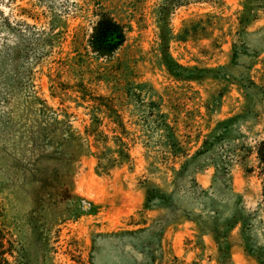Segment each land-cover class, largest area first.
<instances>
[{
    "label": "rangeland",
    "instance_id": "obj_1",
    "mask_svg": "<svg viewBox=\"0 0 264 264\" xmlns=\"http://www.w3.org/2000/svg\"><path fill=\"white\" fill-rule=\"evenodd\" d=\"M158 1L143 0L134 12L132 0H0V219L14 250L13 256H7L11 264H129V258L140 261L146 255L134 248L143 240L117 242L106 236L136 228L130 222L139 218L142 207L140 182H159L145 168L141 143L130 150V168L125 165L109 174L95 171V159L82 153L90 108L85 103L76 106L67 96H61V103L59 97H51L60 85H73L81 79L91 93L108 95V86L94 81L107 71L120 82H149L159 91L166 89L181 110L178 133L190 140L207 133L218 120L241 113L245 100L235 84L226 88L213 79L201 85L175 82L156 66L157 28L151 10ZM222 1V5L191 2L170 15L175 33L183 20L204 12L222 16V28L227 32L222 51H210L211 40H221L218 30L196 42L171 41L169 52L180 64L200 68L227 64L233 43L251 53L264 50V13L259 12V19L241 32L235 20L239 0ZM100 12L130 26L111 62L96 61L86 49L97 18L94 14ZM263 58L264 52L250 72L256 83V69ZM245 61L247 56H240L225 73L241 74ZM217 90L224 93L220 111L206 114L202 104ZM67 94L73 96L71 91ZM246 98L248 119L235 120L228 133L210 139V155L222 168L185 172L176 187L177 207L170 212L186 208L201 226L185 220L165 230L161 244L172 250L177 264H257L255 254L264 246V211L260 207L264 175L255 171L245 176L236 154L264 138V113L254 91H247ZM132 121L136 125L129 129L147 132L137 116ZM192 144L190 153L198 146ZM248 160L247 166L255 164L253 156ZM193 178L196 184H190ZM158 214L148 211L145 217L151 222ZM234 220L237 223L228 234L230 257L219 262L212 233L200 228L222 229ZM168 257L159 264H166Z\"/></svg>",
    "mask_w": 264,
    "mask_h": 264
},
{
    "label": "trees",
    "instance_id": "obj_2",
    "mask_svg": "<svg viewBox=\"0 0 264 264\" xmlns=\"http://www.w3.org/2000/svg\"><path fill=\"white\" fill-rule=\"evenodd\" d=\"M191 2H210L218 5L224 3L222 0L215 2L212 0H159L154 4L151 15L157 28L156 46L153 48L156 66L163 69L168 78L175 82H193L201 85L204 80L213 79L226 88L229 84H235L237 91L243 95L244 105L248 102L246 92L254 91L264 113V58L261 60L263 61L262 66L256 69V72L259 73V83H256L250 76L253 67L259 63L258 56L264 50L251 53L245 48H236L233 43L227 54L229 62L211 68L180 64L169 52L171 41L192 40L196 42L201 38L208 39L213 35L214 30L219 31L218 37L221 40L212 39L210 51L215 49L222 51V45L227 42L225 38L227 32L223 31L221 24L223 17L213 12H204L197 18L185 19L180 29L176 33L173 32L170 27V15L176 8ZM132 3V10L136 12L141 8L143 0H132ZM238 3L240 8L236 11L235 20L238 30L245 32L259 19V12L264 13V0H239ZM94 15L97 18L93 22L86 40V49L96 61L102 59L104 62H111V59L125 43L127 29L130 26L127 28L106 13L100 12ZM202 53L206 54V52ZM240 56L248 58V61H245L242 66L241 74L237 76L226 74L225 69L230 64H236ZM218 72L226 75L220 76L217 74ZM94 81L103 82L108 86L110 93L108 95L93 94L81 79L73 85L62 84L63 86L60 85L56 92L50 93L51 97H59L60 103L63 101L61 96H67V99L74 101L76 106H83L85 103V107L90 108L88 122L83 128L82 138H84L86 148L82 153L95 159V171L109 174L113 169L125 165L130 168V164L133 162L130 150L134 144L139 142L144 149L147 172L159 180V182L149 180L140 182L139 188L143 192L142 207L137 212L139 218L130 222L136 228L110 232L106 236L117 242L123 239L143 240L134 248L144 250L146 255L140 261L129 258V264H159L163 262L166 255L169 256L164 261L166 264H177L178 258L172 250L170 248L165 250L161 244L165 230L167 227L171 225L175 227L185 220L195 222L198 227L201 226L195 216L186 208H176L170 212L172 207L176 206L174 203L176 187L180 184L185 172H201L208 167H213L214 170L222 168L218 166L216 158L210 155L212 147L210 139L214 140V136L218 133H228L229 126L235 120H240V123L245 122L250 110L243 105L241 113L218 120L207 133L197 134L190 140V137L187 138L178 133V116L181 110L175 106L173 98L166 89L159 91L149 82L131 80L120 82L107 71L100 72ZM69 91L73 96L67 94ZM223 95V92L217 90L203 102L206 114L211 111H220ZM135 116L145 126L147 132L128 128V126L136 125L132 121ZM205 128L209 129V126L206 125ZM203 136L204 139H201ZM191 143L198 145L192 153H190ZM236 155L237 162L245 176L251 175L255 171L258 176L264 175V138L252 146H243L242 152ZM251 156H253L255 164L247 166ZM168 177H170L169 180ZM190 182V184H196L194 178ZM168 187L172 189L169 191ZM260 207L264 211V178L261 181ZM148 211H157L159 214L149 222V219L145 217V213ZM236 223L237 220L226 222L222 229L215 227L210 231L200 228L201 231L212 233L213 240L217 244L219 262L221 258L230 257L228 234ZM243 226L244 224H242V228ZM242 228L240 234L245 241V250H247ZM122 248L123 245L120 244V249ZM13 252L12 242L0 219V264H11L7 256H13ZM258 252L254 259L257 264H264V246L259 247ZM155 253L158 256H155ZM145 258L146 260H144Z\"/></svg>",
    "mask_w": 264,
    "mask_h": 264
},
{
    "label": "water",
    "instance_id": "obj_3",
    "mask_svg": "<svg viewBox=\"0 0 264 264\" xmlns=\"http://www.w3.org/2000/svg\"><path fill=\"white\" fill-rule=\"evenodd\" d=\"M85 207L87 206V205H84Z\"/></svg>",
    "mask_w": 264,
    "mask_h": 264
}]
</instances>
